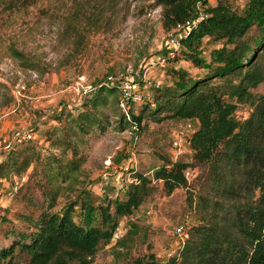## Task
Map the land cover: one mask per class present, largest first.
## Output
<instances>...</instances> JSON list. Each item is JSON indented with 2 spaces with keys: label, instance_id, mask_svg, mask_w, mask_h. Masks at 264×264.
Wrapping results in <instances>:
<instances>
[{
  "label": "rangeland",
  "instance_id": "374dc122",
  "mask_svg": "<svg viewBox=\"0 0 264 264\" xmlns=\"http://www.w3.org/2000/svg\"><path fill=\"white\" fill-rule=\"evenodd\" d=\"M229 1L239 9L245 0ZM214 2L207 0L206 4ZM167 32L154 0L0 1V160L14 145H22L18 144L20 137L45 155L52 149L49 139L55 135L54 127L65 120L62 115H74L81 109L107 75L138 83L146 76L158 83L142 89L136 103L124 105L128 113L140 114L133 128H117L122 107L117 108L114 100L100 106L102 126H93L82 136L77 148L84 160L75 180L62 183L57 195L54 210L74 200L72 216L79 222L83 199L95 206L106 199L124 197L126 188L101 186L102 174L114 181L120 167L125 166L123 175H131L133 170L150 178L143 201L130 214L117 217L116 236L92 257L94 264H147L152 258L164 261L184 239L177 226L186 233L188 227L204 221L201 215L205 212L195 207L198 195L220 198L211 187L206 167L191 159L187 136L196 127V120L168 117L156 108L173 88L176 75L172 70L181 68L190 75L205 71L180 52L165 56L164 51L168 55L170 51ZM254 33L253 27L247 31V35ZM220 45V40L202 38L198 56L205 63H214L215 49ZM254 52L264 72V49ZM211 81L221 82L222 78ZM87 84L94 87L84 92ZM250 90L264 92V80ZM224 99L235 103L234 118L247 115L246 102L230 96ZM176 160L189 163L183 169L186 181L166 193L152 172ZM39 167L30 162L21 175L7 171L0 176V246L12 239L11 228L26 225L23 215L32 217L38 210L43 199ZM91 213L95 217L94 210ZM25 260L26 255L15 248L10 259L5 257L0 264H23Z\"/></svg>",
  "mask_w": 264,
  "mask_h": 264
},
{
  "label": "trees",
  "instance_id": "16d2710c",
  "mask_svg": "<svg viewBox=\"0 0 264 264\" xmlns=\"http://www.w3.org/2000/svg\"><path fill=\"white\" fill-rule=\"evenodd\" d=\"M197 1L204 15L179 38L173 55L180 52L205 71L190 75L181 68L172 70L176 75L173 88L156 108L168 117L196 120V127L187 136L191 159L206 167L211 187L220 198L198 195L195 207L205 212L201 215L204 221L188 227L182 243L164 261L152 258L147 264H264V92L250 90L264 80L254 52L264 49V0H245L239 9L229 0H215L214 4H206L207 0H154L160 7L161 26L168 30L194 16ZM250 27L255 30L253 35H247ZM202 38L221 41L214 63H205L198 56ZM164 52L169 57L168 51ZM214 77L222 81H211ZM117 94L114 84H101L74 115H62L64 122L54 127L55 135L49 139L55 150L41 155L24 139L0 160V176L7 171L21 175L34 162L40 165L37 172L43 178L39 187L43 199L36 214L23 215V228L10 229L12 239L0 246V261L5 257L9 260L17 248L26 255L23 264H94L92 257L110 242L117 217L130 214L143 201L150 178L133 171L137 181L127 184L123 198L106 199L95 206L83 199L79 222L72 216L74 200L54 210L62 183L75 180L84 160L77 148L82 136L91 127L102 126L100 106L114 100L117 107ZM224 96L246 102L247 115L234 118L235 103ZM128 114L119 112V130L138 125L140 114ZM188 164L168 161L155 168L152 177L160 179L169 193L185 184L183 169Z\"/></svg>",
  "mask_w": 264,
  "mask_h": 264
},
{
  "label": "built area",
  "instance_id": "2783aa9c",
  "mask_svg": "<svg viewBox=\"0 0 264 264\" xmlns=\"http://www.w3.org/2000/svg\"><path fill=\"white\" fill-rule=\"evenodd\" d=\"M194 13V16L185 18L183 21L176 23L170 29L167 30V47H169L170 49L169 56L173 55V52L178 48L179 38L185 37L190 28L196 27L198 20L204 15V12L200 7L199 1L194 3ZM78 79L82 81L83 75H80ZM137 79L140 80L139 77ZM107 83L114 84L117 87L118 105L122 107V111L126 117H128L129 114L124 108V105H127L129 103L134 104L139 101L142 96V89H145L147 86H158L157 82H153L147 79L146 76H143L141 78V82L138 83L136 81L130 80V78L128 77L107 75L104 81H101L97 84V88L99 85ZM93 87L94 86L87 84L84 85L82 89L84 92H86ZM18 139V141H22L25 139V137H20ZM126 170L127 168L125 166L120 167L119 175L116 177V179H114V181H111L107 175L102 174L100 177L101 186L110 185L113 189L123 190L124 188H126L129 182H136L137 179L135 176L129 174L123 175ZM176 231H180L185 237V232L182 230V227L180 225L177 226ZM113 235L116 236V233L114 234L113 232Z\"/></svg>",
  "mask_w": 264,
  "mask_h": 264
}]
</instances>
